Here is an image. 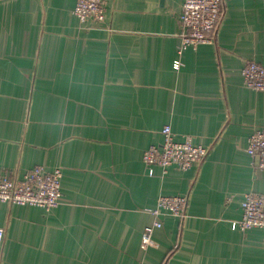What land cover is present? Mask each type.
Instances as JSON below:
<instances>
[{"label": "crops", "instance_id": "crops-1", "mask_svg": "<svg viewBox=\"0 0 264 264\" xmlns=\"http://www.w3.org/2000/svg\"><path fill=\"white\" fill-rule=\"evenodd\" d=\"M77 0H0V176L63 169L50 210L0 201V264H264V228L234 229L264 170L246 151L264 127V0H223L215 40L176 65L184 0H107L84 23ZM170 124L209 147L205 160L155 174L143 152ZM188 194L187 215L149 208Z\"/></svg>", "mask_w": 264, "mask_h": 264}, {"label": "built area", "instance_id": "built-area-1", "mask_svg": "<svg viewBox=\"0 0 264 264\" xmlns=\"http://www.w3.org/2000/svg\"><path fill=\"white\" fill-rule=\"evenodd\" d=\"M107 0H77L74 12L84 23L101 22L106 17ZM223 0H184L179 15L181 41L178 44L179 58L176 65L183 64L181 55L189 47L213 42L222 19ZM244 84L249 88L264 91V64L255 60L243 66ZM163 141L144 150L143 160L149 166V173L155 174L154 167L162 168L163 174L169 167L185 171L195 163L205 160L209 147L196 143L191 135L176 138L170 124L161 129ZM246 151L254 158L257 167L264 170V127L256 129L249 138ZM63 169L59 166L47 170L37 165L23 177L5 172L0 176V201L18 205H35L47 210L57 207L62 198ZM189 204L188 194H161L157 204L149 208L155 219L145 226L143 238L146 244L152 239L154 230L163 225L162 216L174 215L184 218ZM242 216L232 222L234 229L248 230L264 228V193L248 191L242 201ZM4 229L0 227V253L4 243Z\"/></svg>", "mask_w": 264, "mask_h": 264}]
</instances>
